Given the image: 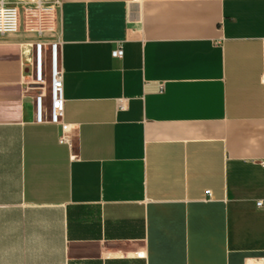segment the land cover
Listing matches in <instances>:
<instances>
[{"label":"crops","instance_id":"1","mask_svg":"<svg viewBox=\"0 0 264 264\" xmlns=\"http://www.w3.org/2000/svg\"><path fill=\"white\" fill-rule=\"evenodd\" d=\"M56 37L68 144L0 36V264H264V0H61Z\"/></svg>","mask_w":264,"mask_h":264},{"label":"built area","instance_id":"2","mask_svg":"<svg viewBox=\"0 0 264 264\" xmlns=\"http://www.w3.org/2000/svg\"><path fill=\"white\" fill-rule=\"evenodd\" d=\"M60 7L61 0H0V36L23 32L29 37L31 71L27 73L25 87L33 93L34 121L60 127L59 142L68 144L70 129L62 121L63 72L60 44L56 37ZM122 56L121 47L111 52L113 59H121ZM256 207L264 208L263 202H257Z\"/></svg>","mask_w":264,"mask_h":264}]
</instances>
